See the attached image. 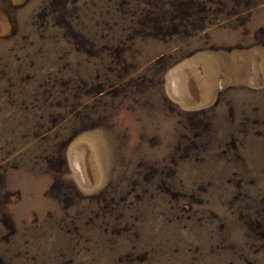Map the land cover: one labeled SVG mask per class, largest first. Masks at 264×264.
Listing matches in <instances>:
<instances>
[{
    "label": "rangeland",
    "instance_id": "374dc122",
    "mask_svg": "<svg viewBox=\"0 0 264 264\" xmlns=\"http://www.w3.org/2000/svg\"><path fill=\"white\" fill-rule=\"evenodd\" d=\"M0 264H264V0H0Z\"/></svg>",
    "mask_w": 264,
    "mask_h": 264
}]
</instances>
